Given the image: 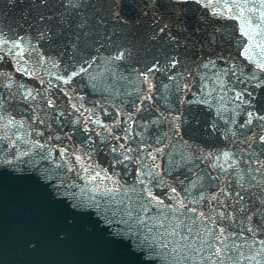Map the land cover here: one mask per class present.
Instances as JSON below:
<instances>
[{"label": "water", "instance_id": "95a60500", "mask_svg": "<svg viewBox=\"0 0 264 264\" xmlns=\"http://www.w3.org/2000/svg\"><path fill=\"white\" fill-rule=\"evenodd\" d=\"M0 264H264V0H0Z\"/></svg>", "mask_w": 264, "mask_h": 264}]
</instances>
